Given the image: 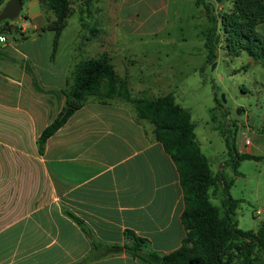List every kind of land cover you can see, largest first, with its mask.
Returning <instances> with one entry per match:
<instances>
[{
	"label": "crops",
	"instance_id": "1",
	"mask_svg": "<svg viewBox=\"0 0 264 264\" xmlns=\"http://www.w3.org/2000/svg\"><path fill=\"white\" fill-rule=\"evenodd\" d=\"M24 6L0 34V264H149L126 251L133 238L142 252L176 251L186 237L178 171L131 102L87 97L39 151L79 60L71 50L64 67L51 61L39 1ZM29 30L37 38L23 40Z\"/></svg>",
	"mask_w": 264,
	"mask_h": 264
},
{
	"label": "rangeland",
	"instance_id": "2",
	"mask_svg": "<svg viewBox=\"0 0 264 264\" xmlns=\"http://www.w3.org/2000/svg\"><path fill=\"white\" fill-rule=\"evenodd\" d=\"M235 1L202 0L198 6L197 0H69L78 16L67 19L55 57L56 65L64 67L71 50L79 62L105 53L116 74L126 78V86L144 91L138 94L137 88L127 87L129 94L147 99L172 94L190 113L211 174L222 172L226 180H233L229 195L239 200L233 217L236 227L256 231L264 226V23L252 28L259 39L250 45L258 57L248 56L243 51L246 43L222 30L223 20L257 23L255 13L235 17ZM24 11L25 6L16 21ZM45 18L53 16L46 13ZM213 21L217 42L209 49L206 35ZM238 32L237 27L234 34ZM34 38L29 30L23 40ZM221 127L238 154L258 158L241 161L237 175L230 167L234 158L219 133ZM225 199L221 189H209V201L220 212ZM251 259L252 264H264V251L253 250ZM231 264H242L236 253Z\"/></svg>",
	"mask_w": 264,
	"mask_h": 264
},
{
	"label": "trees",
	"instance_id": "3",
	"mask_svg": "<svg viewBox=\"0 0 264 264\" xmlns=\"http://www.w3.org/2000/svg\"><path fill=\"white\" fill-rule=\"evenodd\" d=\"M25 0H21L23 3ZM46 16L51 13L53 18L48 20L44 31L53 32L52 53L53 61L59 43V38L66 26V20L71 16L69 0H38ZM202 0H197L200 5ZM4 0H0V6ZM247 13H255L257 23L247 21L243 24H229L223 20V32L230 34L231 39L238 36L246 43L243 51L248 56L253 54L251 43L258 41L259 37L252 28L258 23H264V0H237L234 2V15L237 18L248 17ZM11 21L0 23V34L9 30ZM240 29L238 35L234 34L236 28ZM216 23L206 35V46L214 49ZM232 34V35H231ZM254 34V36H252ZM253 37V40L251 39ZM264 54L262 53V57ZM71 85L64 92L65 103L53 122L46 127L38 138L39 151H43L46 140L62 127L69 117L78 110L89 96L97 97L104 102L105 99L120 97L131 102L135 108L136 116L146 120L154 127L157 141L161 143L166 153L174 161L180 186L184 195L185 208L181 215V222L186 230V237L182 246L176 251L159 255L151 251L142 252L145 241L133 238V246L125 247L126 251L136 255L149 264H231L232 254L242 261V264H252L251 254L255 249L264 251V226L256 231H242L233 221L239 200L231 198L229 190L233 180H226L223 173L215 176L211 174L208 159L200 151V146L194 133V124L190 113L176 103L172 94L161 95L157 98H130L127 91L126 80L119 78L113 68L110 57L103 53L95 59L82 60L75 65L72 73ZM219 133L223 136L230 155L234 158L230 167L237 175L239 163L243 160H257L248 154H238L231 141L224 134L221 127ZM228 165V164H227ZM221 189L226 196L223 212L209 201V189ZM70 215V214H69ZM99 244L92 242L95 249ZM111 249H116L112 247Z\"/></svg>",
	"mask_w": 264,
	"mask_h": 264
},
{
	"label": "water",
	"instance_id": "4",
	"mask_svg": "<svg viewBox=\"0 0 264 264\" xmlns=\"http://www.w3.org/2000/svg\"><path fill=\"white\" fill-rule=\"evenodd\" d=\"M219 3L221 0H214ZM22 10L21 0H8L0 10V23L3 21H14L19 17L20 11ZM217 42V39L215 43ZM240 111H237L239 114Z\"/></svg>",
	"mask_w": 264,
	"mask_h": 264
},
{
	"label": "built area",
	"instance_id": "5",
	"mask_svg": "<svg viewBox=\"0 0 264 264\" xmlns=\"http://www.w3.org/2000/svg\"><path fill=\"white\" fill-rule=\"evenodd\" d=\"M3 40H4V38H3V37H0V41H3ZM245 144L248 145V144H249V141L246 140V141H245Z\"/></svg>",
	"mask_w": 264,
	"mask_h": 264
}]
</instances>
